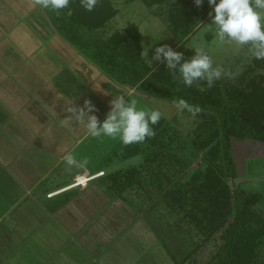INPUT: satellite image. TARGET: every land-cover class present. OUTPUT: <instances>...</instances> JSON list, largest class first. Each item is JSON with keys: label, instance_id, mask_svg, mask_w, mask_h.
I'll return each mask as SVG.
<instances>
[{"label": "crops", "instance_id": "0c3cea01", "mask_svg": "<svg viewBox=\"0 0 264 264\" xmlns=\"http://www.w3.org/2000/svg\"><path fill=\"white\" fill-rule=\"evenodd\" d=\"M143 59L152 70L163 62L162 58L150 65L146 57ZM128 92L134 94L138 107L157 109L162 114L152 125L155 135L142 143L124 145L119 139L94 138L66 111L72 101L82 106L90 100L95 115L103 121L114 96ZM160 100L119 84L91 62L60 36L35 0H0V264H14L20 254L26 255L30 234L45 249L62 246L68 234L80 235L79 241L96 252L123 232L110 233L102 222L92 220L95 214L87 194L95 189L93 182L109 176L108 170L113 172L116 161L140 158V151L148 150V145L151 151L158 148V153L154 152L152 161L144 158L140 170L148 173L147 165L162 159L163 139H168L165 134L171 126L168 122L178 117V111L172 112L170 104H158ZM134 150L139 154L127 157ZM69 153L77 162L86 159L88 163L83 168L67 165L65 156ZM155 169L161 171V165L156 164ZM77 176L96 178L74 187ZM82 202L87 207L81 209ZM127 223L134 222L128 217ZM138 224L136 221L132 227ZM47 236L50 242L45 243L43 237ZM62 254L66 263L71 255ZM166 259L161 261L168 263Z\"/></svg>", "mask_w": 264, "mask_h": 264}, {"label": "rangeland", "instance_id": "374dc122", "mask_svg": "<svg viewBox=\"0 0 264 264\" xmlns=\"http://www.w3.org/2000/svg\"><path fill=\"white\" fill-rule=\"evenodd\" d=\"M109 1L117 12L113 18H116V21L112 23L109 20L102 28L87 32V38L107 40L116 33L115 31L122 33L129 24H135L142 36L143 49L155 44L168 45L173 49L181 42L182 36L175 35L170 30L171 25L168 27L169 16L167 12L165 13L168 7L159 5L157 7L163 9L155 8L156 6L147 7L141 0ZM170 1V5L180 2L197 14L195 21L188 25L189 28L195 25L197 27L212 11L207 0H204L200 7L195 6L193 0ZM209 24L211 17L198 26L185 45L193 50L203 49L211 57L213 67L222 70L220 79L215 81L236 85L242 76L246 83L255 76L264 75V70L254 62L255 57L249 48L237 45L234 41L220 42L215 36L214 29L206 26ZM155 46L148 51L151 64L155 61L153 55L150 57V54H154ZM157 102L162 106L170 104L172 112L178 111V117H173L175 120L168 122L171 126L165 134L168 139H163L162 159L148 164L149 172L143 173L138 167L139 163L142 165L144 158L152 161L154 152L158 151V148L149 150L148 145V150L140 151L142 153L140 158L116 161L118 164L114 165L113 172L108 170V175L130 169L135 172L133 184L118 196L121 200H116L114 191L108 189L105 183H108L107 177L93 182L91 186L95 189H91L88 197L86 196L92 204L94 222H102L106 229H110V233L121 230L123 232L109 239L96 252L87 249L79 241L80 235L68 234L65 236L66 243L62 246L57 249H54L55 247L45 249L39 247L38 239L35 243L30 234L27 240L30 247L24 246L28 253L24 256L20 254L14 260V264H75L74 259L79 262L78 264H168L171 259H166L168 263L161 259L166 255L171 257V253L181 264H221L217 253L224 245L223 235L226 227L215 230L208 223L209 217L204 216L203 210L196 209L191 197V187L196 185L192 175L198 170L205 169L203 154L197 153L192 141L199 135L205 121L197 116L191 107L180 108L176 103L164 100ZM170 139L173 141L169 142ZM231 144L238 178L228 180L227 184L232 192H239L240 196L264 218V143L235 137L232 138ZM132 152H137L132 157L139 154L138 150ZM156 164L161 165V171L155 169ZM85 207L87 206L83 203L81 209ZM128 217L134 223L138 221V226L133 228L134 223L127 225ZM122 219L125 220L123 229L121 228L123 225H119ZM149 229L153 236L147 237ZM153 231L158 234L157 238ZM99 236L103 237L101 233ZM43 238L46 240L45 243L50 242L48 236ZM96 239L97 237L94 238ZM165 245H168L171 253L165 250ZM260 251L264 252V246L260 247ZM66 252L71 258L63 263L61 255Z\"/></svg>", "mask_w": 264, "mask_h": 264}, {"label": "trees", "instance_id": "16d2710c", "mask_svg": "<svg viewBox=\"0 0 264 264\" xmlns=\"http://www.w3.org/2000/svg\"><path fill=\"white\" fill-rule=\"evenodd\" d=\"M141 1L147 7L159 5L170 8L167 13L171 30L175 35L182 36L174 50L182 52L185 59H190L195 50L187 48L185 43L194 33L195 26L189 28L188 25L195 21L197 14L180 2L170 5V0ZM41 9L62 38L119 84L173 103L183 99L205 121L199 135L192 141L197 153L203 154L205 165L203 171L198 170L192 175L196 182L191 187L192 202L196 209L203 210L205 217H209L208 223L215 230L226 227L224 245L217 253L221 264H264V252L260 251V247L264 246V218L239 192H232L227 184L228 180L238 178L232 155V138L264 143V75L255 76L246 83L242 76L236 85L214 81L208 87L206 81L200 80L190 87L185 86L179 74L174 76L164 62L155 70L148 67L141 54V33L133 24L107 40L86 37L87 32L102 28L117 15L109 0H97L91 12L81 6V0H70L65 9ZM254 62L264 70V59L255 58ZM135 154L137 152L127 157ZM106 177L108 189L114 191L116 200H121L118 196L133 184L135 172L130 169ZM203 204L205 207L202 208ZM147 231V237L152 235L150 229ZM153 233L157 238L158 234ZM164 247L165 250L170 249L168 245ZM171 254V257L165 254L163 258L181 264Z\"/></svg>", "mask_w": 264, "mask_h": 264}, {"label": "clouds", "instance_id": "9594fccd", "mask_svg": "<svg viewBox=\"0 0 264 264\" xmlns=\"http://www.w3.org/2000/svg\"><path fill=\"white\" fill-rule=\"evenodd\" d=\"M193 2L200 7L204 0ZM35 3L44 9L60 10L67 8L70 0H35ZM207 3L212 11L208 13L211 24L206 26L214 29L220 42L234 41L237 45H248L256 59H264V0H207ZM96 4L97 0H81V6L89 12ZM68 14L71 15V11ZM153 46L144 47L142 56L148 59V51ZM161 56L167 69L174 76L178 73L185 86L190 87L194 82L204 80L211 87L221 77L222 70L213 67L211 57L203 49L197 48L190 59H185L182 52L173 50L168 45L155 46L152 58L159 61ZM149 63L151 64L150 61ZM200 90L203 91V88ZM109 103L110 109L103 121L95 115L96 108L90 100H85L82 106H77L72 101L66 111L71 114L69 118L83 123L88 134L94 138L104 136L119 139L121 143L128 145L142 143L155 135L152 125H156L161 119L159 110L138 107V100L132 92L117 94ZM175 103L177 107L189 108L183 99ZM65 161L69 166L81 168L88 163L86 159L77 162L71 153L65 156Z\"/></svg>", "mask_w": 264, "mask_h": 264}, {"label": "built area", "instance_id": "2783aa9c", "mask_svg": "<svg viewBox=\"0 0 264 264\" xmlns=\"http://www.w3.org/2000/svg\"><path fill=\"white\" fill-rule=\"evenodd\" d=\"M100 175H104V173H100ZM82 177H84V176H77L76 178H75V180H74V184H73V186L74 187H79L80 185H81V181H80V178H82ZM96 178V176H93V177H90V178H86V185H87V183L89 182V181H91V180H93V179H95ZM52 195H49V197H51Z\"/></svg>", "mask_w": 264, "mask_h": 264}, {"label": "bare ground", "instance_id": "6f19581e", "mask_svg": "<svg viewBox=\"0 0 264 264\" xmlns=\"http://www.w3.org/2000/svg\"><path fill=\"white\" fill-rule=\"evenodd\" d=\"M80 181H81V185L82 186H84V185H86V177L84 176V177H82V178H80Z\"/></svg>", "mask_w": 264, "mask_h": 264}]
</instances>
